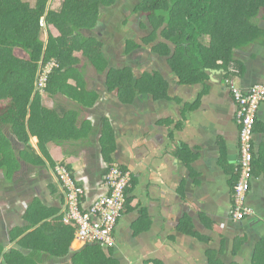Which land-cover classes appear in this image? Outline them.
<instances>
[{"label":"crops","instance_id":"crops-1","mask_svg":"<svg viewBox=\"0 0 264 264\" xmlns=\"http://www.w3.org/2000/svg\"><path fill=\"white\" fill-rule=\"evenodd\" d=\"M141 1L103 7L95 32L111 67L134 81L147 72L162 88L123 93L109 87L107 69L89 64L82 84L72 80L64 93L42 95L51 113L44 151L38 137L29 144L13 137L21 169L11 177L0 169V264H264V102L245 200L254 213L237 221L241 126L232 91V83L243 91L264 83V0L253 10L249 43L231 60L196 70L192 83L171 66L176 49L160 33L144 44L152 30L138 22ZM128 42L135 46L127 50ZM163 42L169 49L160 53L155 46ZM59 165L85 191L84 210L108 193L111 166L132 173L114 247L78 240L65 216Z\"/></svg>","mask_w":264,"mask_h":264},{"label":"trees","instance_id":"trees-1","mask_svg":"<svg viewBox=\"0 0 264 264\" xmlns=\"http://www.w3.org/2000/svg\"><path fill=\"white\" fill-rule=\"evenodd\" d=\"M257 1H141L137 12L146 17L147 29L152 30L144 44L155 41L160 33L176 49L171 66L182 82L192 83L197 80L196 70L219 58L231 60L237 47L249 43ZM115 3L117 0H0V169L7 176L21 169V152L11 137L24 144H29L31 136L38 137L44 151L51 138V113L43 109L42 95L64 93L72 80L82 84V70L89 64L101 73L107 69L109 87L123 93L134 87L162 88L151 74L144 72L142 79L134 81L130 72L110 67L105 58L104 44L95 29L102 8ZM131 45L128 42L127 50ZM155 48L164 53L169 44L163 42Z\"/></svg>","mask_w":264,"mask_h":264},{"label":"built area","instance_id":"built-area-1","mask_svg":"<svg viewBox=\"0 0 264 264\" xmlns=\"http://www.w3.org/2000/svg\"><path fill=\"white\" fill-rule=\"evenodd\" d=\"M43 79L40 89L46 87ZM42 90V91H43ZM232 91L237 102V120L240 124V159L238 169L240 181L234 188L235 210L233 217L240 221L254 212L246 204V195L251 188L253 178V138L258 110L264 102V83H258L243 91L232 83ZM57 174L65 193V216L77 230L78 240L87 245H116L115 231L127 207L128 189L132 185V173L118 165L110 167L105 176L108 193L97 200L89 210L83 209L85 191L81 188L73 173L64 165L57 167Z\"/></svg>","mask_w":264,"mask_h":264},{"label":"rangeland","instance_id":"rangeland-1","mask_svg":"<svg viewBox=\"0 0 264 264\" xmlns=\"http://www.w3.org/2000/svg\"><path fill=\"white\" fill-rule=\"evenodd\" d=\"M28 1V0H27ZM117 2H118V0H117ZM138 22H140V20H144V21H146V22H148L147 21V19L145 18V17H142L141 15H138ZM111 67V66H110ZM11 139L13 140V141H16V139L15 138H13V137H11ZM17 144H16V142H15V146H16ZM7 171V170H6Z\"/></svg>","mask_w":264,"mask_h":264},{"label":"water","instance_id":"water-1","mask_svg":"<svg viewBox=\"0 0 264 264\" xmlns=\"http://www.w3.org/2000/svg\"><path fill=\"white\" fill-rule=\"evenodd\" d=\"M50 3H51V1H50ZM50 3H49V4H50ZM45 20H46V17H45L44 20H43L44 24H45ZM48 39H49V34H48V31H47V41H48Z\"/></svg>","mask_w":264,"mask_h":264}]
</instances>
